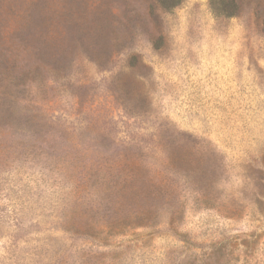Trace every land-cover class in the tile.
<instances>
[{
  "label": "rangeland",
  "instance_id": "obj_1",
  "mask_svg": "<svg viewBox=\"0 0 264 264\" xmlns=\"http://www.w3.org/2000/svg\"><path fill=\"white\" fill-rule=\"evenodd\" d=\"M30 253L264 264V0H0V264Z\"/></svg>",
  "mask_w": 264,
  "mask_h": 264
},
{
  "label": "trees",
  "instance_id": "obj_2",
  "mask_svg": "<svg viewBox=\"0 0 264 264\" xmlns=\"http://www.w3.org/2000/svg\"><path fill=\"white\" fill-rule=\"evenodd\" d=\"M75 219V218H73ZM78 223V221L75 223V225ZM79 227H84L85 226H82V225H79ZM33 257V259H30L29 261H27L26 263H23V264H48V262H52L54 260V257H48V254L47 256L43 255L41 256L40 253H30ZM34 258H40V262H38L37 260H35ZM80 258V257H79ZM12 262V261H11ZM11 264V263H10ZM57 264H64L61 260L57 261Z\"/></svg>",
  "mask_w": 264,
  "mask_h": 264
}]
</instances>
